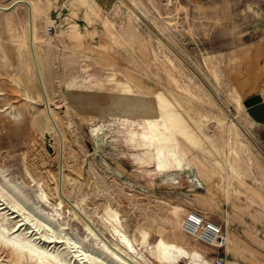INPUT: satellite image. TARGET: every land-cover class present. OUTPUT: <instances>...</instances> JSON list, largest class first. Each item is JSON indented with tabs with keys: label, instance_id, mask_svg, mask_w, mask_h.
Here are the masks:
<instances>
[{
	"label": "rangeland",
	"instance_id": "374dc122",
	"mask_svg": "<svg viewBox=\"0 0 264 264\" xmlns=\"http://www.w3.org/2000/svg\"><path fill=\"white\" fill-rule=\"evenodd\" d=\"M18 1L0 0V264H264V124L240 104L264 99V0ZM191 210L234 252L190 235Z\"/></svg>",
	"mask_w": 264,
	"mask_h": 264
},
{
	"label": "built area",
	"instance_id": "2783aa9c",
	"mask_svg": "<svg viewBox=\"0 0 264 264\" xmlns=\"http://www.w3.org/2000/svg\"><path fill=\"white\" fill-rule=\"evenodd\" d=\"M53 28V25L50 26L49 31L52 32ZM184 228L190 235L197 237L207 245L224 248L227 244V232L223 225L208 219L197 210L189 211L184 222ZM222 263L223 260H220L219 264Z\"/></svg>",
	"mask_w": 264,
	"mask_h": 264
},
{
	"label": "bare ground",
	"instance_id": "6f19581e",
	"mask_svg": "<svg viewBox=\"0 0 264 264\" xmlns=\"http://www.w3.org/2000/svg\"><path fill=\"white\" fill-rule=\"evenodd\" d=\"M20 1H23V0H20ZM20 1H18V2H20ZM24 2H26V1H24ZM26 3H28V2H26ZM35 6V5H34ZM29 7H30V19H31V17H32V14H33V7H32V5L30 4L29 5ZM32 26H33V24H32ZM32 32H33V29H32V27H31V34H32ZM32 37V36H31ZM35 38H34V34H33V39H32V43H31V49H32V52L34 53V51H35V49L33 48V43L35 42V40H34ZM38 67H39V63H38ZM39 69H40V67H39ZM39 71V70H38ZM40 73H41V71H40ZM40 75V74H39ZM40 77H41V75H40ZM41 82H42V86H43V84H44V80H43V78H41ZM250 88V85H249V87H247L246 89H245V91H246V93H247V97L249 96V95H251V94H253L252 92H251V90L249 89ZM43 89H44V86H43ZM44 94H46V92H45V90H44ZM246 97V98H247ZM245 98V99H246ZM245 99H244V101H245ZM244 101L243 102H240V104L242 105V103L244 104ZM244 106H245V104H244ZM246 108V109H245ZM245 108L243 107V110H244V112L247 114H249V112L248 111H246L247 110V107L245 106ZM49 109H50V107H49ZM47 115H48V119H50V117H49V110H48V108H47ZM249 117H251V120L253 121V122H255V123H259V122H256L254 119H253V117L249 114ZM51 121H52V119H51ZM50 122V121H49ZM55 124V123H54ZM259 124H261V123H259ZM50 126V125H49ZM54 127V126H53ZM49 130H51V129H49ZM54 130V129H53ZM48 132V131H47ZM58 133V132H57ZM52 136V135H51ZM185 220H186V218L184 219V222H185ZM21 226H23V224L21 225ZM183 226V225H182ZM0 234H1V231H0ZM4 235H2V237H3ZM5 238V237H4ZM10 238V237H9ZM10 240V239H9ZM12 242L14 243V242H16L15 240H12ZM27 242V241H26ZM50 242H52V241H50ZM230 242H231V239H230V237H229V235H228V233H227V244H226V246L224 247L225 248V250L227 251L229 248H230ZM12 243V244H13ZM31 243V242H30ZM20 244H22V243H20ZM19 244V245H20ZM15 245V244H14ZM24 245V246H23ZM33 245V244H32ZM22 248H24V249H26V247H28L29 248V246L27 245H25V244H22V245H20ZM107 248H109L108 246H107ZM39 250H40V248H38ZM38 249L34 246V247H32V248H30L28 251H26V250H22L21 252H20V254H21V256H23V257H31V258H33L34 256H35V254L34 253H36L37 251H38ZM109 250H110V252L113 254V255H115V257H117L119 260H121V261H123L124 263H127V261H125V259L124 258H122L116 251L114 252L113 250H111L110 248H109ZM40 252V251H39ZM6 253V255L3 257V260L5 259V258H12V256H13V254H12V252L10 253V252H8V250H6V249H3V248H0V257L1 256H3L4 254ZM38 253V252H37ZM44 254V253H43ZM25 255V256H24ZM199 255V254H198ZM192 257V256H191ZM198 257H200V256H198ZM201 258V257H200ZM46 259V258H45ZM194 259V258H193ZM47 260V259H46ZM195 260H197V261H195L194 263H198L200 260H198V258L197 259H195ZM38 261V260H37ZM40 261V260H39ZM42 262V261H41ZM40 262V263H41ZM45 262V261H44ZM36 263V262H35ZM128 264V263H127Z\"/></svg>",
	"mask_w": 264,
	"mask_h": 264
},
{
	"label": "water",
	"instance_id": "95a60500",
	"mask_svg": "<svg viewBox=\"0 0 264 264\" xmlns=\"http://www.w3.org/2000/svg\"><path fill=\"white\" fill-rule=\"evenodd\" d=\"M247 111L256 122L264 124V99L260 94L249 95L245 101Z\"/></svg>",
	"mask_w": 264,
	"mask_h": 264
},
{
	"label": "crops",
	"instance_id": "0c3cea01",
	"mask_svg": "<svg viewBox=\"0 0 264 264\" xmlns=\"http://www.w3.org/2000/svg\"><path fill=\"white\" fill-rule=\"evenodd\" d=\"M33 2L36 4L35 1H33ZM247 119H248V118H247ZM248 120H249V119H248ZM249 121H250V120H249ZM250 122H251V121H250ZM252 123L255 124V125H258V124H259V123L257 124V123H254V122H252ZM228 250H229V251H227V252H231V253L234 252V250H232V247H231V250H230V248H229ZM226 262H227V264H240L239 261L236 262V261H233V260H230V259H228Z\"/></svg>",
	"mask_w": 264,
	"mask_h": 264
}]
</instances>
